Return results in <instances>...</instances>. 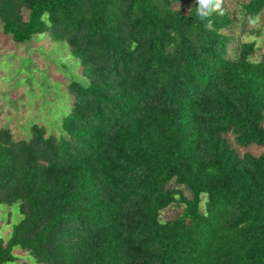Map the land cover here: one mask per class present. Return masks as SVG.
<instances>
[{"label":"trees","instance_id":"16d2710c","mask_svg":"<svg viewBox=\"0 0 264 264\" xmlns=\"http://www.w3.org/2000/svg\"><path fill=\"white\" fill-rule=\"evenodd\" d=\"M237 11L264 37V0ZM0 22L67 43L88 80L67 85L66 136L0 127V205L21 215L0 264H264V53L229 57L222 0H0Z\"/></svg>","mask_w":264,"mask_h":264},{"label":"rangeland","instance_id":"374dc122","mask_svg":"<svg viewBox=\"0 0 264 264\" xmlns=\"http://www.w3.org/2000/svg\"><path fill=\"white\" fill-rule=\"evenodd\" d=\"M231 14L236 16V24L225 33L232 36L229 57L236 56V50L246 42H255V59L264 53V37L255 35L259 20L240 24L237 3L246 0H222ZM181 6V5H180ZM189 9L191 3H184ZM76 81L87 84L81 63L72 55L67 43L55 42L48 32L35 36L30 41L16 43L5 35L0 22V127L9 128L15 140L31 137V126L46 127L49 134L58 138L66 136L62 130V120L69 111L71 96L68 83ZM229 142L240 153L259 154L261 148L239 147L233 136ZM191 198L189 189L178 186ZM182 211L179 206H171L161 214L164 220L177 217ZM21 219L18 205H0V238L8 239L12 226ZM18 257L14 264H36L20 248L14 249Z\"/></svg>","mask_w":264,"mask_h":264},{"label":"clouds","instance_id":"9594fccd","mask_svg":"<svg viewBox=\"0 0 264 264\" xmlns=\"http://www.w3.org/2000/svg\"><path fill=\"white\" fill-rule=\"evenodd\" d=\"M208 3H209V0H200V6L202 9H207L208 8ZM219 5H217L218 7ZM206 13H203L202 12V15H205Z\"/></svg>","mask_w":264,"mask_h":264}]
</instances>
